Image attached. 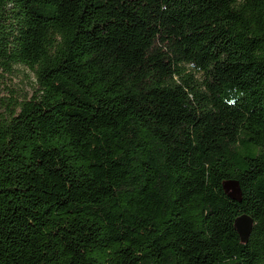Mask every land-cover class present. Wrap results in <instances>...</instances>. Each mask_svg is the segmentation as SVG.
Segmentation results:
<instances>
[{
  "label": "trees",
  "instance_id": "trees-1",
  "mask_svg": "<svg viewBox=\"0 0 264 264\" xmlns=\"http://www.w3.org/2000/svg\"><path fill=\"white\" fill-rule=\"evenodd\" d=\"M258 53L264 0H0L36 76L0 113V264H264Z\"/></svg>",
  "mask_w": 264,
  "mask_h": 264
},
{
  "label": "rangeland",
  "instance_id": "rangeland-1",
  "mask_svg": "<svg viewBox=\"0 0 264 264\" xmlns=\"http://www.w3.org/2000/svg\"><path fill=\"white\" fill-rule=\"evenodd\" d=\"M35 85L36 76L28 66L13 64L12 70L0 66V113H9L17 102L32 97ZM225 187L229 194L239 195L236 182L227 181ZM250 225L248 219H242L239 226L244 236Z\"/></svg>",
  "mask_w": 264,
  "mask_h": 264
},
{
  "label": "clouds",
  "instance_id": "clouds-1",
  "mask_svg": "<svg viewBox=\"0 0 264 264\" xmlns=\"http://www.w3.org/2000/svg\"><path fill=\"white\" fill-rule=\"evenodd\" d=\"M258 55H264V54L258 53ZM201 74H202V69L199 66L195 65L193 61H185L182 63L181 71L178 73L173 72L171 79L175 84H181L182 77L191 75L194 80H199Z\"/></svg>",
  "mask_w": 264,
  "mask_h": 264
},
{
  "label": "water",
  "instance_id": "water-1",
  "mask_svg": "<svg viewBox=\"0 0 264 264\" xmlns=\"http://www.w3.org/2000/svg\"><path fill=\"white\" fill-rule=\"evenodd\" d=\"M237 186H238V185H237ZM238 191H239V189H238ZM230 195H232V194H230ZM232 196H233V195H232ZM234 196H236V195H234ZM242 219H248V221L251 223L250 227H248V229H247V232H246L245 236L243 235L242 231L240 230V226H239L240 223H241V221H242ZM237 226H238V229H239V231H240L242 237L245 239V238L247 237L249 231H250L251 226H252V221H251L249 218H247V217H241V218H239V220L237 221Z\"/></svg>",
  "mask_w": 264,
  "mask_h": 264
}]
</instances>
